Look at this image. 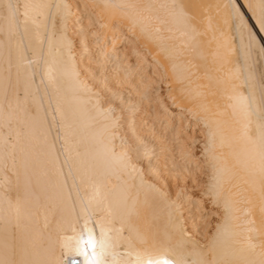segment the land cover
<instances>
[{
    "label": "bare ground",
    "instance_id": "6f19581e",
    "mask_svg": "<svg viewBox=\"0 0 264 264\" xmlns=\"http://www.w3.org/2000/svg\"><path fill=\"white\" fill-rule=\"evenodd\" d=\"M85 224L102 264H264V0H0V264H83Z\"/></svg>",
    "mask_w": 264,
    "mask_h": 264
},
{
    "label": "snow or ice",
    "instance_id": "6c2138e0",
    "mask_svg": "<svg viewBox=\"0 0 264 264\" xmlns=\"http://www.w3.org/2000/svg\"><path fill=\"white\" fill-rule=\"evenodd\" d=\"M103 230L101 231V236ZM82 244V248L79 245ZM107 246V241L104 239H98L94 230L90 229L87 224L84 225L78 240L77 252L83 256V264H102V261L97 259V249L99 247L100 254H103V250ZM107 264V262H103ZM137 264H173L166 257L152 258L149 256L146 261L138 260Z\"/></svg>",
    "mask_w": 264,
    "mask_h": 264
},
{
    "label": "rangeland",
    "instance_id": "374dc122",
    "mask_svg": "<svg viewBox=\"0 0 264 264\" xmlns=\"http://www.w3.org/2000/svg\"><path fill=\"white\" fill-rule=\"evenodd\" d=\"M159 87H160V91H159V92L162 93V92H163L162 90H164V86H163V85H159ZM164 100L166 101L165 98H164ZM166 102H167V101H166ZM168 103H169V101L166 103V105H167L169 108H171L170 103H169V104H168ZM196 144H197V145H196ZM194 147H195L194 152L196 153V156L202 158L203 156H202L201 151L199 150L200 147H199V145H198L197 142L194 144ZM198 148H199V149H198ZM199 151H200V152H199ZM198 153H201V154H198ZM201 158H200V159H201ZM201 176H202L203 178H200ZM199 178H200L201 180L198 179V182H199V183L202 182V183H200V184H202V185H200V184L197 183L198 185H196V184H192L190 187H195V186L197 187V186H198V187L201 188V190H200L199 188H196V187H195L194 189L191 188L190 191H191V193H192L194 196L199 197V199L202 200V205H203L204 210H206V209H207V210L212 209V208H214V205H212V202H211V200L209 199V196L205 195V194H206L205 192H204L205 194H201V193H203V190H204V189H203L204 187H202V186H205V184H204L205 182H204V180H203V179H205V178H204V175H203V174H202V175H199ZM203 184H204V185H203ZM195 189H196V190H195ZM195 191H196V192H195ZM197 191H198V192H197ZM207 197H208L209 200L207 199ZM209 202H210L211 204H210ZM207 210H206V211H207ZM211 219H212V218H211Z\"/></svg>",
    "mask_w": 264,
    "mask_h": 264
}]
</instances>
